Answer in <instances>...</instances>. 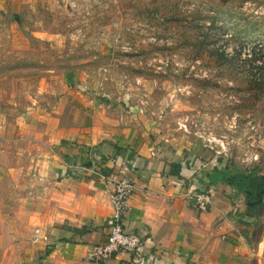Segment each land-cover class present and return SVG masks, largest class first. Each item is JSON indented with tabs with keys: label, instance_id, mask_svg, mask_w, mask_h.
<instances>
[{
	"label": "rangeland",
	"instance_id": "obj_1",
	"mask_svg": "<svg viewBox=\"0 0 264 264\" xmlns=\"http://www.w3.org/2000/svg\"><path fill=\"white\" fill-rule=\"evenodd\" d=\"M12 10L0 32V125L50 114L64 74L83 72L114 109L153 122L160 144L264 178V0H16ZM17 137L0 131L5 198Z\"/></svg>",
	"mask_w": 264,
	"mask_h": 264
},
{
	"label": "crops",
	"instance_id": "obj_2",
	"mask_svg": "<svg viewBox=\"0 0 264 264\" xmlns=\"http://www.w3.org/2000/svg\"><path fill=\"white\" fill-rule=\"evenodd\" d=\"M15 1L0 0V32ZM56 88L40 123L33 111L0 125L23 146L8 166L13 194L0 192V264H264V197L252 203L226 182L227 158L160 144L153 122L114 109L83 72H66ZM124 178L135 184L125 227L144 250L98 261L92 251L108 239ZM202 189L205 211L190 198Z\"/></svg>",
	"mask_w": 264,
	"mask_h": 264
},
{
	"label": "built area",
	"instance_id": "obj_3",
	"mask_svg": "<svg viewBox=\"0 0 264 264\" xmlns=\"http://www.w3.org/2000/svg\"><path fill=\"white\" fill-rule=\"evenodd\" d=\"M135 193V184L124 178L115 182L112 193L113 213L108 222L109 234L107 241L96 247L92 255L98 261L111 259L121 252H131L138 256L144 250V243L140 235L130 232L125 227V220L130 211V199ZM191 202L198 210H207L211 205L208 191L196 192L191 195Z\"/></svg>",
	"mask_w": 264,
	"mask_h": 264
},
{
	"label": "trees",
	"instance_id": "obj_4",
	"mask_svg": "<svg viewBox=\"0 0 264 264\" xmlns=\"http://www.w3.org/2000/svg\"><path fill=\"white\" fill-rule=\"evenodd\" d=\"M226 182L233 185L239 193L249 192L254 197H264V178L256 170L243 171L239 169L235 173H230ZM205 191L207 189H202V192Z\"/></svg>",
	"mask_w": 264,
	"mask_h": 264
},
{
	"label": "flooded vegetation",
	"instance_id": "obj_5",
	"mask_svg": "<svg viewBox=\"0 0 264 264\" xmlns=\"http://www.w3.org/2000/svg\"><path fill=\"white\" fill-rule=\"evenodd\" d=\"M258 200H259V198L254 197V196L251 195V197H250V201H251L252 203H254V202L256 203Z\"/></svg>",
	"mask_w": 264,
	"mask_h": 264
},
{
	"label": "water",
	"instance_id": "obj_6",
	"mask_svg": "<svg viewBox=\"0 0 264 264\" xmlns=\"http://www.w3.org/2000/svg\"><path fill=\"white\" fill-rule=\"evenodd\" d=\"M262 200H263V198L261 197V198H260V202H262Z\"/></svg>",
	"mask_w": 264,
	"mask_h": 264
}]
</instances>
